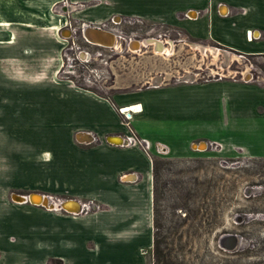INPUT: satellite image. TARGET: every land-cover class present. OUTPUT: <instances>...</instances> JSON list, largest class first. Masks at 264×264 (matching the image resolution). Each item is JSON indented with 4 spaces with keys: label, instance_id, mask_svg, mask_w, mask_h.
<instances>
[{
    "label": "rangeland",
    "instance_id": "1",
    "mask_svg": "<svg viewBox=\"0 0 264 264\" xmlns=\"http://www.w3.org/2000/svg\"><path fill=\"white\" fill-rule=\"evenodd\" d=\"M48 3L0 0L5 15L0 14V214H15L14 219L1 220L0 227L14 229L19 243L46 244L48 251L55 249L57 241H73L82 251L87 248L90 259L94 257L99 264H264V156H252L241 144L226 146L204 138L206 149L193 145L197 151H182L177 156L135 146L154 162L152 215L155 211L156 220L149 246L140 232L144 220L116 218L123 215V203L105 206L84 199L81 202L88 207L70 214L12 199L13 194L33 192L67 198L49 186L46 175L40 178L41 172L47 174L53 168L40 162L34 152L54 151L57 141L41 134V93L37 86L28 88L43 81L45 73L109 98L126 87L223 79L246 82V74L264 84L263 58L240 55L212 41L186 38L182 31L181 35L171 32L163 42L168 49L165 54L155 52L152 43L144 41L158 34L164 38L171 26L138 17L123 16L131 19L118 25L111 18L92 24L114 30L118 42L112 47L88 44L82 38L83 22L72 18L69 10L61 14L60 3L53 7L56 11H46ZM57 35L55 42L52 37ZM46 37L51 44L41 43ZM129 37L143 46L131 51ZM26 44L36 52L54 46L59 59H22ZM82 52L86 57H80ZM122 121L139 136L123 115ZM203 128L207 130V125ZM126 133L125 129L122 135ZM43 157L48 158L49 152H43ZM126 206L127 212L132 209L145 215L146 205L138 198L128 200ZM132 225L137 227L134 236H122L125 242L120 243V229ZM223 234L235 235L233 248L219 244ZM88 239L93 241L88 244ZM60 262L49 257L46 264Z\"/></svg>",
    "mask_w": 264,
    "mask_h": 264
},
{
    "label": "crops",
    "instance_id": "2",
    "mask_svg": "<svg viewBox=\"0 0 264 264\" xmlns=\"http://www.w3.org/2000/svg\"><path fill=\"white\" fill-rule=\"evenodd\" d=\"M48 1L44 6L46 11H56L53 7L60 3L61 14L69 10L72 18L88 25L114 16L138 17L178 28L186 38L212 41L234 53L264 59V0ZM43 20L48 22L46 16ZM52 38L55 42L59 40L58 35ZM40 40L50 43L47 37ZM21 53L22 59H59L54 46L36 52L26 44ZM44 75L45 79L36 85H22L31 89L30 86H37L44 104L39 120L44 125L41 134L57 139L54 151H34L40 162L53 168L47 174L41 172L40 178L46 175L49 186L56 193L67 195L65 199L80 203L91 199L105 206L123 203V215L116 218L144 220L140 232L146 236V246L152 241L153 158L135 146L110 141V138L121 139L125 132L118 107H132L128 110L134 111L129 123L146 139L150 151H169L171 156H177L182 151H197L193 145L204 142L201 139L205 138L226 146L241 144L252 156H264L262 83L223 79L126 87L116 90L109 98L68 80H54L53 73ZM205 125L207 130L203 128ZM79 132L88 133L92 139L78 141ZM43 152H49V157L45 159ZM130 175L135 178L128 180ZM135 198L146 205L145 215L131 212L132 209L127 212V201ZM10 215L1 213L0 221L15 218V214ZM136 230L134 225L120 229V243L125 242L122 236H134ZM15 234L8 226L0 227V264H46L49 257L61 260L60 264H99L94 257L90 259L87 248L84 252L73 241H57L55 249L48 251L46 244L33 247L19 243ZM89 241L93 239H88V244Z\"/></svg>",
    "mask_w": 264,
    "mask_h": 264
},
{
    "label": "bare ground",
    "instance_id": "3",
    "mask_svg": "<svg viewBox=\"0 0 264 264\" xmlns=\"http://www.w3.org/2000/svg\"><path fill=\"white\" fill-rule=\"evenodd\" d=\"M69 8H74V7H72V6H68ZM16 11V10H15ZM18 11V10H17ZM20 11V10H19ZM0 14L2 15V16H5L2 12H1V9H0ZM21 14V13H20ZM27 14V13H26ZM29 14V13H28ZM194 15V14H193ZM25 17H26V15H25ZM5 18V17H4ZM98 27V26H97ZM101 28V27H100ZM110 32H112V34L111 33H109V32H105V31H102V30H96V29H89V30H87L86 31V33L84 32V35H85V37L88 39V41L89 42H91V44H93V45H97V46H99V47H112V46H115L116 45V43L118 42V38H117V36H116V33L114 32V31H112L111 29H110ZM73 33V32H72ZM70 36H73L72 34H70ZM69 36V37H70ZM144 43L146 44V43H152V46H153V49H154V51L155 52H159V53H163V54H165V52H167L168 51V49L167 48H165L164 46V43L163 42H159V41H157V40H146V41H144ZM104 44V45H103ZM139 48H141V42H137V43H132L131 44V46H129V49L132 51L133 50V52H135V51H137ZM171 48V47H170ZM134 49H136V50H134ZM171 49H169V51H170ZM85 54H87V53H85V52H82V53H80V57L81 58H84V57H86V55ZM167 55V54H166ZM132 108V107H131ZM130 107H124V108H122V111H128L129 109H131ZM79 138L82 140V141H90L91 140V136H88L87 134H83V135H80L79 136ZM110 141H112V142H115L116 144H119L120 142H121V139H118V138H110ZM206 142H202V143H200V144H194V146H196V147H198V148H201V147H204L205 146V149H206ZM132 177H133V179L135 178V175H130V176H128L127 177V179L128 180H132ZM34 193V192H33ZM30 194V193H29ZM29 194H27V195H22V194H20V195H22L23 197L25 196L26 198H30L29 197ZM40 194H42V193H40ZM51 198H52V201H48V200H44V203H45V206H49V204L51 203L54 207L53 208H48V209H60V208H58L57 207V200L59 201V203H61V202H63V201H65V200H68V199H70V198H68V199H63V200H60V199H56V198H54V197H52L51 196ZM31 199H32V202L33 203H39L41 200H42V198L41 197H39V196H37V195H32L31 196ZM17 200V199H16ZM19 203H23V202H20L19 201ZM32 204V203H31ZM34 205V204H33ZM63 206L66 208V209H68V210H70L71 212H69V213H74V214H77V210H79V206H78V204H76V203H74V202H67V203H64L63 204ZM81 207V206H80ZM63 210V209H62ZM82 210H83V208H82ZM67 212V211H66Z\"/></svg>",
    "mask_w": 264,
    "mask_h": 264
},
{
    "label": "built area",
    "instance_id": "4",
    "mask_svg": "<svg viewBox=\"0 0 264 264\" xmlns=\"http://www.w3.org/2000/svg\"><path fill=\"white\" fill-rule=\"evenodd\" d=\"M130 20L131 17H123V16H114V17H111L112 21L114 24L118 25L119 23H121L122 21H125L124 19H127ZM85 23H83L84 25ZM82 25V26H83ZM98 27H101V26H98ZM103 29H107V30H110V28H105V27H101ZM112 30V29H111ZM114 31V30H112ZM115 32V31H114ZM171 32H173L174 34H179L180 30L178 28H174V27H168V29L163 33L164 35H167V36H164V38L161 37L160 34H158L157 36H153V37H147L146 39H150V40H157L159 42H167L166 38H169L170 39V35L172 34ZM117 34V33H116ZM118 35V34H117ZM181 35V34H179ZM69 38V37H67ZM82 38L84 39L85 42H87L88 44H91V42H89L88 40H86L83 36ZM129 46H131L132 43L134 42H140L138 39L136 38H131L129 37ZM165 44V43H164ZM92 45V44H91ZM143 45L141 44V47ZM217 74V73H216ZM220 78V77H219ZM245 80L246 81H251L252 80V77H250L248 74L245 75ZM119 112L124 116V118L126 119V122H128L130 119H131V116H132V113L134 111H122V107L119 109ZM125 124V123H124ZM128 124V123H127ZM125 129H126V134L125 135H122L121 136V142H120V145H124V146H137V147H140V146H144V147H148V142L146 141V139L140 137V136H137L135 133H133L125 124ZM82 204V203H81ZM83 207H88L87 205H83Z\"/></svg>",
    "mask_w": 264,
    "mask_h": 264
},
{
    "label": "water",
    "instance_id": "5",
    "mask_svg": "<svg viewBox=\"0 0 264 264\" xmlns=\"http://www.w3.org/2000/svg\"><path fill=\"white\" fill-rule=\"evenodd\" d=\"M89 29H96V30H102V31H105V32H109V33H111L112 34V32H110V30H107V29H103V28H100V27H97V26H92V25H88V24H84L83 26H82V30H81V33H82V36L86 39V40H88L86 37H85V35H84V32L86 33V31L87 30H89ZM134 43H137V42H134ZM104 45V44H103ZM83 134H87L88 136H90L88 133H82V132H79L78 134H77V139H78V141H82L80 138H79V136L80 135H83ZM92 139V138H91ZM32 195H37V196H39V197H41L42 198V200L39 202V203H33L32 202V199H31V196ZM29 199L28 198H26L25 196L23 197L22 195H20V194H13L12 195V199L13 200H15V201H20V202H29V203H32V204H34V205H41V206H44V207H48V208H53L54 206L50 203L49 204V206H45V203H44V200H48V201H52V198L50 197V196H48V195H45V194H40V193H37V192H34V193H30L29 194ZM17 199V200H16ZM57 207L58 208H60V209H63L64 211H67V212H71L70 210H68V209H66L64 206H63V204L64 203H67V202H74V203H76V204H78V206H79V210H77L76 212L77 213H79V212H82L83 210H84V207L82 206V204L79 202V201H77V200H75V199H68V200H65V201H63V202H61V203H59V201L57 200ZM81 206V207H80ZM82 208H83V210H82ZM219 244L221 245V246H224V247H226V248H233L234 246H235V244H236V237H235V235H232V234H223V235H221V237H220V239H219Z\"/></svg>",
    "mask_w": 264,
    "mask_h": 264
},
{
    "label": "trees",
    "instance_id": "6",
    "mask_svg": "<svg viewBox=\"0 0 264 264\" xmlns=\"http://www.w3.org/2000/svg\"><path fill=\"white\" fill-rule=\"evenodd\" d=\"M153 172H154V162H153ZM153 179H154V174H153ZM155 210V209H154ZM155 212V211H154ZM154 212H153V220H154V226H155V214H154ZM153 243H154V245L156 244V241H155V235H154V238H153Z\"/></svg>",
    "mask_w": 264,
    "mask_h": 264
},
{
    "label": "flooded vegetation",
    "instance_id": "7",
    "mask_svg": "<svg viewBox=\"0 0 264 264\" xmlns=\"http://www.w3.org/2000/svg\"><path fill=\"white\" fill-rule=\"evenodd\" d=\"M71 37V36H70Z\"/></svg>",
    "mask_w": 264,
    "mask_h": 264
}]
</instances>
